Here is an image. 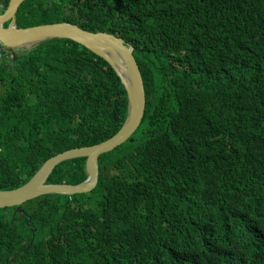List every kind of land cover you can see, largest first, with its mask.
<instances>
[{
    "label": "trees",
    "instance_id": "16d2710c",
    "mask_svg": "<svg viewBox=\"0 0 264 264\" xmlns=\"http://www.w3.org/2000/svg\"><path fill=\"white\" fill-rule=\"evenodd\" d=\"M15 17L122 39L145 108L91 192L0 209V264H264V0H25ZM16 55L0 49V191L111 138L127 113L120 79L83 46ZM85 179L78 158L47 183Z\"/></svg>",
    "mask_w": 264,
    "mask_h": 264
},
{
    "label": "water",
    "instance_id": "95a60500",
    "mask_svg": "<svg viewBox=\"0 0 264 264\" xmlns=\"http://www.w3.org/2000/svg\"><path fill=\"white\" fill-rule=\"evenodd\" d=\"M25 0H9L0 15V42L11 60L16 61V51L30 48L40 42L52 39L70 40L83 46L91 53L102 58L120 79L127 95L128 109L124 123L119 131L106 141L90 146L75 148L57 154L38 169L35 175L15 190L0 191V209L16 207L15 215L25 202L45 195H75L91 192L97 184L98 157L113 151L127 140L139 127L145 108V93L139 68L133 58L134 48L113 35L84 31L68 23L41 25L30 28H17L16 12ZM6 25V28H4ZM117 66L124 72V80ZM85 158L86 179L76 185L48 184L47 179L59 164L73 159Z\"/></svg>",
    "mask_w": 264,
    "mask_h": 264
},
{
    "label": "clouds",
    "instance_id": "9594fccd",
    "mask_svg": "<svg viewBox=\"0 0 264 264\" xmlns=\"http://www.w3.org/2000/svg\"><path fill=\"white\" fill-rule=\"evenodd\" d=\"M8 2H9V1H8ZM0 15H1V14H0ZM5 26H6V25H4V28H5ZM123 42H124V41H123ZM126 45H127V44H126ZM129 46H130V45H129ZM131 47H132V46H131ZM1 48H3V47H2V44H1V42H0V49H1ZM3 50L5 51L4 48H3ZM5 52H6V51H5ZM89 52H90V51H89ZM133 52H134V50H133ZM94 55H95V54H94ZM97 57H98V56H97ZM10 58H11V57H10ZM133 58H134V57H133ZM134 60H135V59H134ZM135 62H136V61H135ZM106 63H107V62H106ZM116 76H117V75H116ZM142 81H143V80H142ZM143 87H144V86H143ZM123 88H124V87H123ZM125 93H126V92H125ZM126 98H127V95H126ZM127 109H128V102H127ZM126 115H127V113H126ZM125 118H126V117H125ZM124 121H125V120H124ZM123 123H124V122H123ZM118 131H119V130H118ZM131 137H132V136H131ZM131 139H132V138H131ZM105 141H106V140H105ZM127 141H128V140H127ZM103 142H104V141H103ZM101 143H102V142H101ZM124 143H125V142H124ZM89 147H90V146H89ZM118 147H119V146H118ZM115 149H116V148H115ZM111 152H112V151H111ZM105 154H106V153H105ZM102 155H103V154H102ZM100 156H101V155H100ZM100 156H99V157H100ZM99 157H98V158H99ZM46 161H47V160H46ZM52 172H53V171H52ZM98 173H99V170H98ZM51 174H52V173H51ZM51 174H50V175H51ZM34 175H35V174H34ZM34 175H33V176H34ZM33 176H32V177H33ZM32 177H31V178H32ZM86 177H87V176H86ZM31 178H30V179H31ZM48 178H49V177H48ZM30 179H29V180H30ZM97 179H98V178H97ZM29 180H28V181H29ZM47 180H48V179H47ZM82 182H83V181H82ZM46 183H47V182H46ZM80 183H81V182H80ZM60 184H65V183H60ZM78 184H79V183H78ZM70 185H76V184H70ZM86 194H88V193H86ZM62 196H64V195H62ZM65 197H67V196H65ZM67 198H68V200H70L71 197H67Z\"/></svg>",
    "mask_w": 264,
    "mask_h": 264
},
{
    "label": "bare ground",
    "instance_id": "6f19581e",
    "mask_svg": "<svg viewBox=\"0 0 264 264\" xmlns=\"http://www.w3.org/2000/svg\"><path fill=\"white\" fill-rule=\"evenodd\" d=\"M117 68H118V70L120 71V74H121V76H122V78L124 79V80H126V76H125V74H124V72L117 66ZM132 143V142H131ZM15 190V189H14Z\"/></svg>",
    "mask_w": 264,
    "mask_h": 264
},
{
    "label": "rangeland",
    "instance_id": "374dc122",
    "mask_svg": "<svg viewBox=\"0 0 264 264\" xmlns=\"http://www.w3.org/2000/svg\"><path fill=\"white\" fill-rule=\"evenodd\" d=\"M40 20H41L40 23H47V22L51 21V19H46V18H41ZM95 33H98V32H95Z\"/></svg>",
    "mask_w": 264,
    "mask_h": 264
}]
</instances>
